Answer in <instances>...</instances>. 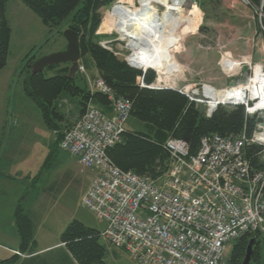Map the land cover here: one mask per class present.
<instances>
[{
  "label": "built area",
  "instance_id": "built-area-1",
  "mask_svg": "<svg viewBox=\"0 0 264 264\" xmlns=\"http://www.w3.org/2000/svg\"><path fill=\"white\" fill-rule=\"evenodd\" d=\"M139 83L146 87L143 79ZM92 87L107 97L113 113L90 105L65 130L59 148L96 173L83 204L106 223L100 233L106 243L136 264H228V245L249 233L264 236V171L245 157L247 145L256 144L264 162L261 123L251 138H203L196 153L185 141L168 140L171 166L155 180L125 172L111 160L108 152L123 141L133 103L101 78ZM253 110L247 112H264Z\"/></svg>",
  "mask_w": 264,
  "mask_h": 264
},
{
  "label": "trees",
  "instance_id": "trees-1",
  "mask_svg": "<svg viewBox=\"0 0 264 264\" xmlns=\"http://www.w3.org/2000/svg\"><path fill=\"white\" fill-rule=\"evenodd\" d=\"M8 1L0 0V70L7 67L10 53L12 31L6 15ZM20 1L39 16L50 34L63 36L67 29L74 31L78 36L81 66L87 72L92 68L96 70L98 78L103 79L117 96L133 103L129 121H132L134 130L127 129L123 141L108 152L121 170L157 180L171 166L170 156L165 150L168 140L185 141L191 152L196 153L203 138L214 135L235 138L243 134L251 138L261 123L257 115L249 114L241 105L219 106L209 117L202 105L185 94L172 89L151 88L156 82L155 72L137 70L114 52L102 47L100 42L104 36L97 33L102 22L100 11L116 0ZM195 1L205 10V0ZM206 1L211 6L221 3L219 0ZM247 1V6L253 11L262 5V0ZM261 24L263 27L259 28V34L264 39V19ZM37 59L33 51L25 57V92L40 110L44 124L57 132V141L62 140L65 132L62 125L66 117L59 106L63 98L78 99L81 116L90 105L100 106L104 111L110 106L106 96L88 88L86 75L78 72L74 78H70L68 64L48 67L46 70L55 72L50 77L45 75L46 70L32 75L31 66ZM139 79H143L146 87L140 86ZM261 149L256 144H249L245 157L255 170L264 171V162L259 156ZM15 221L22 241L21 251L26 252L33 238L31 220L20 208ZM100 233L74 221L62 233L61 239L81 264H108L104 260L107 252L100 243ZM252 239L255 244L250 264H264V236L259 232L244 235L232 244L228 264H243Z\"/></svg>",
  "mask_w": 264,
  "mask_h": 264
},
{
  "label": "rangeland",
  "instance_id": "rangeland-1",
  "mask_svg": "<svg viewBox=\"0 0 264 264\" xmlns=\"http://www.w3.org/2000/svg\"><path fill=\"white\" fill-rule=\"evenodd\" d=\"M120 1L116 0L100 11L101 25ZM219 1H221L220 4L211 6L205 0V10L199 7L195 0L185 1V9L191 10L194 6L199 9L201 22L196 33L182 41V49L173 53L176 62L181 67L179 74L166 77L155 70H149L156 73L155 84L159 83V88H192L188 92V96L192 95V91L198 90L199 96H195V98L205 101L199 105H202L207 113L209 100L203 97L205 86H211L216 90L242 86L249 83L257 66H260L264 72V39L259 34V28L263 27L261 23L264 19V0L256 11L247 6V0ZM134 4L139 6L138 0H135ZM158 10L162 13L163 8L158 7ZM6 15L12 35L8 65L6 70L0 72V124L5 126L4 120H7L9 122L7 125L19 128L20 133H24V129L28 126L45 129L41 130V133L38 132V129L35 131V134L42 136V141L35 142L31 167L34 174L41 176V181L39 185L37 184L39 187L35 192L38 193L40 187L49 182L50 184L55 182L57 189H60L53 197L45 200L43 204L39 202L35 207V219L39 223L40 238L42 239L40 245H45L43 242L49 245L54 244V241L74 221L82 223L87 228L102 231L106 223L99 220L83 204L86 179L90 170L83 169L76 162H70L68 166H64L63 158L66 156L61 153L62 150L58 156L51 154L52 149L49 148V143H51V139L55 138L54 133L45 128L37 105L26 96L25 92L24 78L27 75V71L23 69L25 57L32 51L35 58L38 57V59L55 53L64 38L57 33L50 34L49 29L44 26L39 16L20 0L7 2ZM101 25L97 32L98 35L104 36L100 42L101 46L114 52L118 58L131 63L128 60L132 54L127 46L128 41H121L120 36L115 32L103 33ZM228 54L239 56V60L242 61L240 71L232 76L226 74L221 65L224 56ZM246 59H249L250 62L245 61ZM54 73L51 70L45 71L47 77ZM87 75L91 79L96 78L90 71L87 72ZM8 80L10 88L5 93ZM75 100L78 101V99ZM219 106L233 105L227 103ZM64 110L67 114H73L71 105L66 106ZM10 115L13 117L9 118ZM254 115L262 119L261 124L264 128V112H256ZM12 119L17 122L16 125ZM127 129L134 130L132 121L127 123ZM60 141H57V145ZM67 169L73 171L77 177L76 181L66 179L64 174ZM47 178H50L49 182H46ZM11 212L12 209H0V222H9ZM1 239L3 236L0 233V243ZM4 244L8 245L9 243L4 242ZM105 246L108 264H136L126 253L115 249L108 243ZM232 250L233 245H228L227 257H230Z\"/></svg>",
  "mask_w": 264,
  "mask_h": 264
},
{
  "label": "crops",
  "instance_id": "crops-1",
  "mask_svg": "<svg viewBox=\"0 0 264 264\" xmlns=\"http://www.w3.org/2000/svg\"><path fill=\"white\" fill-rule=\"evenodd\" d=\"M66 46L67 42L64 39L59 43V49L57 52L65 50ZM6 68L0 70V72H3ZM90 72L98 78L96 70L92 68ZM86 77L87 86L91 91H93L92 84H94V80L96 78L91 79L89 75H86ZM158 85L159 83L153 84V89H172L176 91L185 90L187 92L192 90V88L189 87L186 89L167 87L159 88L160 85ZM8 88H10L9 80L6 82L5 93H7ZM75 101V99L73 100L70 97H65L62 99L61 103H59L60 110H62V113L66 117V121L62 125V128L65 130L74 125L81 117L78 102ZM69 105L72 106L73 114H67L64 110L66 109V106ZM105 113L107 115H111L113 113L112 107L108 106ZM11 115L9 118L13 117ZM4 121L6 123L5 126L0 124V209H12V212L9 222H0V233L3 236V239H1L2 244L0 243V263L8 261L4 264H80L74 254L70 252L69 248L62 241L61 236H59L52 245H49L46 242H43L45 245H40L42 239L40 238L41 233L39 232V223L35 219V207L39 202L43 204L45 200L53 197L60 190L57 189L55 182L50 184V178H47L46 182L49 183L41 186L38 193L35 192L39 187L37 184L39 185L41 176H39L40 174H34L31 167L35 151V142L42 141V136L35 134V131L38 129V132L41 133V130L45 129L28 126L24 129V133H20L19 128H16L15 126H8L7 123L9 124V122L7 120ZM41 121L44 124L42 116ZM14 124L16 125L17 122L15 123L14 121ZM44 126L46 129H49L50 131L52 130L54 133L55 138L51 139L49 148L52 149V155L54 154V156H58L61 150L59 145H57V132L50 129L45 124ZM61 153L66 156L63 158L64 166H68L70 162H76V160L68 153L63 151ZM64 176H66V179L69 181L77 180V177L70 169L65 171ZM95 176L96 173L94 171H88L86 188L83 194L84 196L90 188ZM20 208L23 209L24 213L31 220L33 231V238L26 252L21 251L22 241L15 221L16 212ZM102 240L103 239H100V243L106 247L105 245L107 243ZM4 242L9 244H4ZM104 260L106 262V256Z\"/></svg>",
  "mask_w": 264,
  "mask_h": 264
},
{
  "label": "bare ground",
  "instance_id": "bare-ground-1",
  "mask_svg": "<svg viewBox=\"0 0 264 264\" xmlns=\"http://www.w3.org/2000/svg\"><path fill=\"white\" fill-rule=\"evenodd\" d=\"M134 1L121 0L104 19L101 30L103 33L115 32L121 41H128L127 46L132 52L128 60L133 66L147 71L153 69L166 77L179 74L181 67L173 53L182 49V41L198 30L201 22L199 9L196 6L191 10L185 9L186 0H138L139 6ZM158 7L163 8L162 13ZM234 57L236 55L228 54L221 63L229 76L240 71L242 61L239 56ZM245 61L250 62L249 59ZM194 92L199 93L198 90L192 94L199 96ZM203 94L208 98L210 108L237 103L235 106H244L246 110L252 107L253 111L264 110V72L257 66L248 84L225 90L207 85Z\"/></svg>",
  "mask_w": 264,
  "mask_h": 264
},
{
  "label": "water",
  "instance_id": "water-1",
  "mask_svg": "<svg viewBox=\"0 0 264 264\" xmlns=\"http://www.w3.org/2000/svg\"><path fill=\"white\" fill-rule=\"evenodd\" d=\"M242 1H246V0H242ZM63 37L67 42L66 49L63 51L42 56L39 59H37L31 66L32 75L43 73L48 67L60 66L66 64L70 65L68 76L70 78H74L77 75L79 71L80 54H81L79 42H78V36L74 31L67 29L64 31ZM128 64L137 70H141L133 66L131 63ZM149 70H153V69H149ZM142 71L146 73L147 70H142ZM194 95H199V93L194 92ZM203 97L208 99L207 97H205V95ZM230 104L238 105L237 103H230ZM217 107H218L217 105L212 108L209 107L210 108L209 117L216 111ZM254 244H255V240L252 239L247 246L243 264H250L254 253Z\"/></svg>",
  "mask_w": 264,
  "mask_h": 264
}]
</instances>
